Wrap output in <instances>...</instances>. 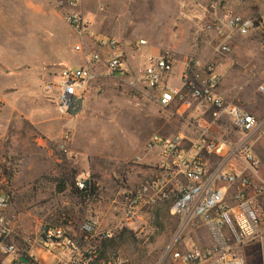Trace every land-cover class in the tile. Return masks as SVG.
<instances>
[{
  "label": "rangeland",
  "instance_id": "obj_1",
  "mask_svg": "<svg viewBox=\"0 0 264 264\" xmlns=\"http://www.w3.org/2000/svg\"><path fill=\"white\" fill-rule=\"evenodd\" d=\"M72 1L74 7L69 0H0V187L10 193L6 215L15 246L32 252L38 264H53L41 236L47 227L63 225L60 218L64 216L78 244H82L79 224L83 220L99 222L110 232L108 238L98 240L100 255L115 252L130 264H158L162 250L177 233V217L162 203L142 208L126 221L120 195L137 187L149 173L145 159L134 164L132 158L141 154L150 134L190 137L193 125L204 122H192L189 112L176 115L172 107L159 106L155 90L142 81L133 84V78L139 75L146 55L168 49L175 72L185 55L211 63L220 73L219 90L226 94L224 100L241 103L242 95L258 104L264 99L255 91L264 81V45L256 34L232 36L229 52L218 54L214 33L201 26L209 20L204 9L213 1L255 18L264 15V2ZM72 9L85 22L84 34H78L67 20ZM96 35L129 42L142 38L145 44L136 52L126 49L127 72L107 74L101 63L95 64L98 75L85 87L81 109L59 115L41 93V84L54 80L63 67L82 63L84 54L94 49L92 38ZM75 44L81 46L80 51L75 50ZM211 130L233 137L226 118L211 125ZM64 131L69 134L68 156L57 150ZM251 150L259 165L250 177L264 182V132L252 142ZM71 173L73 183L76 178L89 177L98 198L86 200L69 187L58 189V180ZM112 198L116 202L111 203ZM209 242L205 227L193 220L181 233L178 248L207 246ZM229 251L245 264H264L256 240L231 244ZM165 264L177 262L167 259Z\"/></svg>",
  "mask_w": 264,
  "mask_h": 264
},
{
  "label": "built area",
  "instance_id": "obj_2",
  "mask_svg": "<svg viewBox=\"0 0 264 264\" xmlns=\"http://www.w3.org/2000/svg\"><path fill=\"white\" fill-rule=\"evenodd\" d=\"M69 5L74 7V1L69 0ZM204 11L209 20L201 29L214 33V51L218 54L229 52L234 35L256 34L264 45V15L243 16L218 1L209 3ZM66 17L78 34H84L85 22L78 11L69 10ZM92 41L94 49L84 54L82 63L63 67L54 80L41 84V93L59 115H69L71 98L82 97L87 84L98 75L95 64L101 63L107 74H122L128 70L126 49L136 52L145 44L142 38L129 42L105 35H96ZM74 48L81 50L79 44ZM173 61L168 49L146 55L133 84L142 81L145 87L155 90L159 106L172 107L176 115L189 112L192 122L204 123L193 125L194 134L190 137L153 133L146 138L141 154L135 155L132 162L139 164L148 155L144 163L149 173L137 187L121 193L123 218L129 221L142 208L168 205L169 213L177 217V233L162 250L158 264H165L167 259L185 264H245L229 247L253 240L263 250L264 263V182H255L250 177L256 174L259 165L251 144L264 132V114L254 117L239 103L224 100L216 93L220 73L211 63L189 55L183 57L178 83L172 84ZM255 91L264 97V81L255 86ZM222 118L230 123L233 137L220 136L211 130V125ZM68 142L69 134L64 131L59 136V153L69 155ZM73 184L81 191L92 181L89 177L76 178ZM84 198L97 199L98 194L94 190ZM9 202L10 193L0 187V264H38L32 252L15 246L11 220L6 215ZM60 220L63 225L47 227L41 236L51 263L130 264L115 252L100 255L98 240L108 238L110 232L100 229L95 222L83 220L79 224L82 244H78L69 233L70 222L64 216ZM193 220L205 227L210 242L207 246L190 244L179 249L181 233ZM19 257L26 262L19 261Z\"/></svg>",
  "mask_w": 264,
  "mask_h": 264
},
{
  "label": "crops",
  "instance_id": "obj_3",
  "mask_svg": "<svg viewBox=\"0 0 264 264\" xmlns=\"http://www.w3.org/2000/svg\"><path fill=\"white\" fill-rule=\"evenodd\" d=\"M250 35H252V34H250ZM253 35H254V34H253ZM185 56H186V55H185ZM183 57H184V56H183ZM183 57H182V59L179 61V65H177V66H178V69H177L176 72L174 71L175 65L173 66L172 74H171V76H170V81H172L173 79H175V80H176V84L178 83V75H179V73H180V71H181V69H182V67H183V64H182ZM220 83H221V76H220V82H219V85H218V87H217V89H216V93H217L219 96H221V97H225L226 94L224 93V91L219 90V87H220V85H221ZM222 85L224 86L223 81H222ZM240 98L242 99V101H241V103H239V104H240V106H241L245 111L249 112V113L252 114L254 117H260V116H262V115L264 114V99H260L258 104H253V103H250V100H249L248 98L243 97L242 95H241ZM147 157H148V155H147L144 159L146 160ZM85 179H86V178H85ZM95 210H96V207H95ZM95 210H94V211H95ZM96 224L99 226L100 229H102V230H106V231H109V230L106 229V228H102V227L100 226V223H99V222H97ZM177 264H179V263L177 262Z\"/></svg>",
  "mask_w": 264,
  "mask_h": 264
},
{
  "label": "trees",
  "instance_id": "obj_4",
  "mask_svg": "<svg viewBox=\"0 0 264 264\" xmlns=\"http://www.w3.org/2000/svg\"><path fill=\"white\" fill-rule=\"evenodd\" d=\"M73 178H74V174L71 173L68 177H64L58 180V184H57V188L58 189H64L66 187H69L70 192L72 193H76L81 195L83 198L86 195H89L90 193H92L95 190V187L93 184H91L90 186H87L84 190L78 191L75 187H73Z\"/></svg>",
  "mask_w": 264,
  "mask_h": 264
},
{
  "label": "water",
  "instance_id": "obj_5",
  "mask_svg": "<svg viewBox=\"0 0 264 264\" xmlns=\"http://www.w3.org/2000/svg\"><path fill=\"white\" fill-rule=\"evenodd\" d=\"M82 97L71 98V102L69 104L68 112L69 114H74L75 112L81 109ZM19 261L26 262L24 257H19Z\"/></svg>",
  "mask_w": 264,
  "mask_h": 264
}]
</instances>
